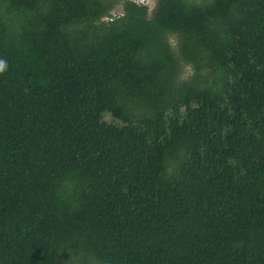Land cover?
Wrapping results in <instances>:
<instances>
[{
  "label": "trees",
  "instance_id": "16d2710c",
  "mask_svg": "<svg viewBox=\"0 0 264 264\" xmlns=\"http://www.w3.org/2000/svg\"><path fill=\"white\" fill-rule=\"evenodd\" d=\"M116 4L0 0V264H264V0Z\"/></svg>",
  "mask_w": 264,
  "mask_h": 264
},
{
  "label": "rangeland",
  "instance_id": "374dc122",
  "mask_svg": "<svg viewBox=\"0 0 264 264\" xmlns=\"http://www.w3.org/2000/svg\"><path fill=\"white\" fill-rule=\"evenodd\" d=\"M121 1L122 0H117L116 6L111 11L112 13L119 14L121 12V8H122L121 7ZM133 1H136L138 3L145 4V5H147L149 7V9H151L152 6L154 5V0H133ZM171 41H173V40H171ZM183 70H184L183 76H185L187 73H189V69L187 67H185Z\"/></svg>",
  "mask_w": 264,
  "mask_h": 264
},
{
  "label": "clouds",
  "instance_id": "9594fccd",
  "mask_svg": "<svg viewBox=\"0 0 264 264\" xmlns=\"http://www.w3.org/2000/svg\"><path fill=\"white\" fill-rule=\"evenodd\" d=\"M4 67V62L3 61H0V70H2Z\"/></svg>",
  "mask_w": 264,
  "mask_h": 264
}]
</instances>
